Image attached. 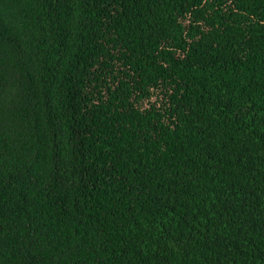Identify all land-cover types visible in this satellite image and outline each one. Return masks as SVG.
Masks as SVG:
<instances>
[{
    "label": "trees",
    "instance_id": "16d2710c",
    "mask_svg": "<svg viewBox=\"0 0 264 264\" xmlns=\"http://www.w3.org/2000/svg\"><path fill=\"white\" fill-rule=\"evenodd\" d=\"M0 264H264V0H0Z\"/></svg>",
    "mask_w": 264,
    "mask_h": 264
}]
</instances>
